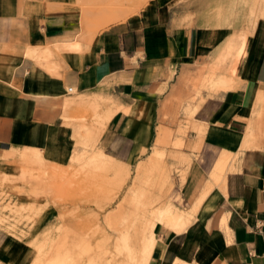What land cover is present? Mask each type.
Wrapping results in <instances>:
<instances>
[{"label": "crops", "instance_id": "0c3cea01", "mask_svg": "<svg viewBox=\"0 0 264 264\" xmlns=\"http://www.w3.org/2000/svg\"><path fill=\"white\" fill-rule=\"evenodd\" d=\"M38 3L0 0V201L33 203L28 166L70 165L79 149L75 123L63 115L74 108L67 101L103 98L104 111L118 108L96 145L131 174L162 151L165 128L176 129L165 120L174 99L214 68L236 82L202 91L177 151L186 164L173 162L185 171L183 205L168 204L187 228L157 225L148 264H264V0H154L86 49L71 16ZM71 42L76 51L64 49ZM27 47L51 49L57 68L26 57ZM59 216L49 203L37 217L0 225V264H33L32 242L59 226Z\"/></svg>", "mask_w": 264, "mask_h": 264}, {"label": "rangeland", "instance_id": "374dc122", "mask_svg": "<svg viewBox=\"0 0 264 264\" xmlns=\"http://www.w3.org/2000/svg\"><path fill=\"white\" fill-rule=\"evenodd\" d=\"M25 1L39 2L36 6L37 9H45L47 11L59 10L71 16L73 25L76 27V39L82 44L84 49L89 47L92 40L104 30L103 28H97L98 23L95 22H91L89 26H83L81 22L82 14L85 10L84 7L89 6L91 3L109 0ZM153 1L146 0V4L141 6V10L136 11L133 18L137 17L142 10L149 7ZM128 18L130 16L122 19L125 21L119 20L121 22H117H127ZM119 23L115 22V24ZM56 47L58 48L59 45H56ZM64 47V49L70 51L67 48L68 45ZM26 53H28V56H26ZM24 54L26 57L33 59L38 65L47 63L51 71L57 68L49 62L53 55L52 50L49 48L27 47ZM208 77L205 81L197 79L191 81L189 83L192 87L190 93L174 99V112L168 114L165 120L176 129L165 128L169 134V138L160 145L162 151L158 150L160 155L155 160V166L152 168L153 173L146 178L147 182L142 183L141 190L139 189L140 193L132 187L137 175L135 168L132 169L130 174V171L120 170L115 165H109L107 166L108 168L101 166V162L105 161H102L97 156L99 149L96 144L99 132L103 129V122L101 117L96 116L97 114L92 104L81 103L82 98H78L80 100L77 103L76 100H71L72 102L67 101L70 107L73 105L74 108L69 110L71 112L64 115V118L70 123H75L73 125L74 132L79 139L77 143L79 151H76L73 155L70 165L65 168L57 165L50 167L46 163L40 166H28L29 185L33 188L29 194L32 195L33 203L28 206H22L16 203L3 204L4 199L0 201V225L11 220L18 223L23 219L24 214L37 217L49 203L59 205L60 224L56 228H50L41 238L36 239L38 240L35 246L37 256L34 264H114L111 263L113 258L119 261L121 259L120 256L126 254L127 250L123 244L124 242L120 240L118 231L115 229H109L113 234L111 235L112 239L107 245V249L101 248L96 254L92 250V247L95 242H100L104 237L103 229L105 227L106 216L120 204L125 196H128L131 200L128 219L134 223H138L142 215L147 212L150 213L156 208H165L167 206L173 208L172 205L179 208V205H183L181 194L178 192V186L185 181V171L176 167L173 162L180 160L182 167L186 164L180 158L181 155L177 151L185 148V140L194 116L190 115V111L195 109L197 111L203 103L204 100L201 97L202 91L207 90L215 93L222 90L213 87ZM101 100L97 102V109L103 112L102 103L105 100ZM66 110L68 111V109ZM82 126L88 127L91 131L95 132L94 138L92 137L87 141L83 137L84 131ZM181 127H183V130H181ZM153 151L154 148L151 154ZM153 154L148 157L146 162L151 159ZM176 174L182 176L177 178ZM170 177L172 187L168 191L169 186L166 185L165 181ZM5 197L7 196L5 195ZM37 203H45V205L41 206ZM127 226L126 221H124L119 228ZM186 228L187 225L183 228L181 227L180 230L183 231ZM66 235H70L73 240L72 242L78 244L79 248L70 254L62 253V255L55 257L53 250L57 248L59 242ZM131 239L133 238L131 237Z\"/></svg>", "mask_w": 264, "mask_h": 264}, {"label": "bare ground", "instance_id": "6f19581e", "mask_svg": "<svg viewBox=\"0 0 264 264\" xmlns=\"http://www.w3.org/2000/svg\"><path fill=\"white\" fill-rule=\"evenodd\" d=\"M143 4L144 5L146 4V0H109L106 2L91 3L89 6L84 7L85 10L83 11L81 22H82V25L85 27L89 26L91 22H95V23H98L97 28L102 29L119 20L125 19L128 16L133 17L136 11H138ZM67 45L70 51H76L77 48H79L78 42H71V43H68ZM241 53L242 51L238 55H240ZM26 56H28V53H26ZM220 59L222 58L220 57ZM209 67H211V65ZM218 68H219V64H218ZM211 69L212 71L211 73H209L208 80L211 82L213 87L217 89L227 90L234 86V82L236 81L233 82L232 77L224 76V75L216 76L215 70H213L214 68H211ZM231 70L232 69H230V71ZM97 102L98 101H96L93 98L92 101L90 99H83L81 103L92 104V106L95 108V111L97 114L96 116L101 117V120L103 122V129H104L107 121L110 120V118L118 111V108L116 107L115 109H107L103 112H100L101 110L97 109L98 108ZM75 107L77 108V106ZM69 108H70V104L66 102L65 109L69 110ZM82 128L84 131L83 137L87 141H89L92 137L94 138V136L96 135L95 132L91 131L90 128L85 127V126H82ZM103 129L100 130L97 141H99V138L103 132ZM73 135L76 136L75 134ZM75 138L78 139V136H76ZM159 141H160V138H159ZM159 155H160V152L156 150L149 161L139 162V164L135 167L137 175L133 181L132 187L137 192L140 193L142 183L147 182L148 180L146 178L152 175L153 173L152 168L155 166V160ZM97 156L100 157L102 161L103 160L105 161L103 163L101 162V166L107 167L109 165L110 166L115 165L118 169L125 170V167L122 168L121 166L122 164L106 157V155L101 150H98ZM168 184L169 182H167L166 185ZM130 202L131 200L129 199V197L125 196L124 199L120 202V204L117 205L116 208L106 216L105 227L103 229L104 237L102 240H100V242L94 243L92 250H94V252L97 254V251L100 250L101 248L107 249V245L112 239L111 235L113 234L109 231V229L111 228V229H115L116 231H118L120 240L124 242L123 244L127 250L126 254H122V256H120L121 259H119V261H116L115 258H113L111 260V263H114V264H148L150 257L152 255V252L154 251V247L156 245V240H157L156 234L154 232L155 227L157 225H163L164 227L168 229H171L173 231L180 233L181 227L183 228L185 225H187L186 220H185L184 215L178 209H173L171 206H167L165 208H156L150 213L148 212L145 213L144 215L141 216L138 223H134L132 221H129L128 219ZM124 221H126L128 226L125 228L121 227L120 229L119 227L122 225V222ZM131 237L133 239H131ZM36 241L38 240H35L32 242V245L34 247L36 246ZM72 241L73 240L71 236L66 235V237L59 242L57 248L53 250V255L55 257H58L62 255V253L70 254L72 251H75L77 248H79V245L74 244ZM183 264H186V263L184 262Z\"/></svg>", "mask_w": 264, "mask_h": 264}]
</instances>
